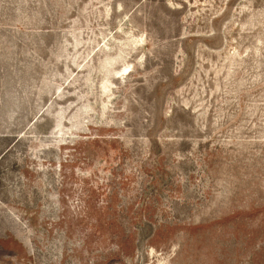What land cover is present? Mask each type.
<instances>
[{
  "label": "rangeland",
  "instance_id": "374dc122",
  "mask_svg": "<svg viewBox=\"0 0 264 264\" xmlns=\"http://www.w3.org/2000/svg\"><path fill=\"white\" fill-rule=\"evenodd\" d=\"M0 264H264V0H0Z\"/></svg>",
  "mask_w": 264,
  "mask_h": 264
}]
</instances>
